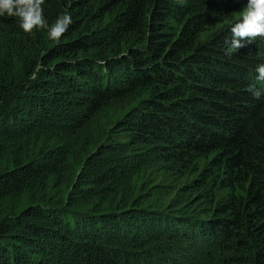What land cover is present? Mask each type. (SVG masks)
<instances>
[{
	"label": "trees",
	"instance_id": "obj_1",
	"mask_svg": "<svg viewBox=\"0 0 264 264\" xmlns=\"http://www.w3.org/2000/svg\"><path fill=\"white\" fill-rule=\"evenodd\" d=\"M246 5L44 0L59 42L0 16V264H264Z\"/></svg>",
	"mask_w": 264,
	"mask_h": 264
},
{
	"label": "clouds",
	"instance_id": "obj_2",
	"mask_svg": "<svg viewBox=\"0 0 264 264\" xmlns=\"http://www.w3.org/2000/svg\"><path fill=\"white\" fill-rule=\"evenodd\" d=\"M43 4L44 0H0V16L7 14L18 18L19 27L24 32L47 28L49 38L59 42L72 23L71 15L62 12L49 26L43 15ZM230 31L232 38L228 41L227 54L229 55L244 47L243 41L251 42L257 37H264V0H247V5L231 24ZM41 68L42 66H38L33 72V79ZM255 70L258 73L257 79L264 81V63L259 64ZM247 90L257 99L262 95V91L255 85H249Z\"/></svg>",
	"mask_w": 264,
	"mask_h": 264
}]
</instances>
